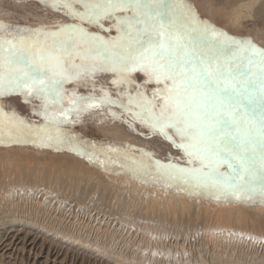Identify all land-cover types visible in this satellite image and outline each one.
<instances>
[{"label": "snow or ice", "instance_id": "obj_1", "mask_svg": "<svg viewBox=\"0 0 264 264\" xmlns=\"http://www.w3.org/2000/svg\"><path fill=\"white\" fill-rule=\"evenodd\" d=\"M44 2L79 23L31 41L32 30L0 24V98L18 93L26 101L45 100L47 109L49 103H62L64 82L83 78L87 83L97 71L111 70L118 77L113 84L127 86L120 94L128 103L119 106L181 149L192 166L159 161L145 166L143 160L86 141L72 142V150L101 165L131 164L153 180L183 182L191 191L216 198L259 197L264 202V49L199 19L184 0ZM104 20L114 21L118 35L111 41L84 27L108 30ZM97 53L106 55L101 59ZM137 72L146 77L145 85L155 83L151 97L132 76ZM86 99L91 98L76 97L72 103L85 111L99 106L83 104ZM103 103L116 102L105 92ZM5 121L10 131L24 124L0 103V124ZM43 131L37 130L41 146L68 142L45 140ZM112 152H117L115 159Z\"/></svg>", "mask_w": 264, "mask_h": 264}, {"label": "bare ground", "instance_id": "obj_2", "mask_svg": "<svg viewBox=\"0 0 264 264\" xmlns=\"http://www.w3.org/2000/svg\"><path fill=\"white\" fill-rule=\"evenodd\" d=\"M192 1L198 5L203 14L205 13V17H207L210 24L215 28L218 27L220 23H222L223 26L220 29L221 32L237 39L246 36L251 40V42L255 43L258 46L264 47V0H225V2L228 4V8L222 9L220 12L217 11V13L212 9L211 3L209 2L211 0ZM43 11H40L38 5L36 6V4L34 3L26 2V0H16V2H9V0H0V14L8 19L13 18L17 20L19 18L27 19L28 17H30L35 19L36 21H40L43 17L45 18ZM250 22L254 23V28L248 30L247 28ZM93 122L99 126L98 134H100V138H102L105 143L101 141H92L89 138L86 142H88V144L95 145L97 149L103 148L105 150H118L119 153H126L127 155L134 157L136 160H143L145 166H154L155 161H159L162 164L171 163L179 167L192 166L184 161L177 152L172 150L170 145L167 144L168 142L166 143L162 141L163 139L160 140L163 137L158 134H151L147 137L141 138L130 127L120 125L118 124L119 122L111 123L106 112H102L100 115L95 116ZM69 134L70 136L67 132L60 131L57 136L53 138L62 137L66 141H68L66 142V145L69 148L70 152H72V154L59 153L57 155H51L49 152H37L30 147L21 149L12 148V150H3V147L0 148L1 258L6 257L9 259H13L18 250H21L23 252L24 250L27 251L28 248L29 250L27 252H29V254L31 253V251L36 249L42 250V241L44 242L45 239H47L46 235L49 233L52 234L53 237H57L58 239L64 238L65 240L77 242V245L79 243L89 249L92 248L99 251L104 248L100 247V245L102 244L101 242H99V240L101 238L103 239V237L101 236H104L105 238V235H109L110 240L116 237L117 234L113 231V228L111 229L109 226L105 227V229L101 231L100 235H97V233L94 234V236H89L88 234H84L85 231L83 232L80 230L77 232V228L76 226H74V224H65L64 219H62L60 213L58 211H52L49 204L45 202L47 197H45L44 194L39 195V191L32 190V184L36 183L40 184V186H43L44 182L50 184L51 181L52 183V179H55L57 183L62 182L73 188H75L74 185H77L80 181L85 182V185L87 186L91 184L92 186L102 188V199H105V194L113 195L118 201L124 203V205L119 208L116 204L117 209L115 208L116 217H114L118 221L117 224H113V226L115 227L116 225H118V229L120 227L124 229L125 223L129 225L132 224L133 226L135 224H138L139 227L144 230H153L154 228H156L154 226L150 227V225L146 222L144 224L143 222L137 223L138 218L136 216L138 215H136L135 217H132L130 215V211L132 210V208L141 206L142 209H147L144 212L151 211V219H155L153 216L155 215V209L157 212L158 210L165 212L176 208V211L178 209H181L182 215H185V217L183 216L184 218H190L191 216H194V219H199L202 225L211 226L212 221L214 220L219 224H226L225 226L229 228L234 225L240 230L246 227L245 221L249 216L257 218L260 215L262 216L264 214V202H262L259 197H255L252 199L246 197L241 199L216 198L215 196L208 195L206 192L191 191L187 185L183 184V182L165 183L162 181L153 180L151 177L145 176L139 169L131 164H126V166L124 167H121L120 163L107 165H101L100 163H98V165L95 166H92L93 164H91V166H85L82 158H80V154L72 150V142L78 143L84 140L77 132ZM87 137L85 139H87ZM86 150L88 152L92 151L91 148H87ZM144 153H148L149 155L145 156ZM112 156L113 159H115L117 156V152H112ZM100 158L101 160L104 159L103 156H101ZM196 166H198V164ZM42 188L39 189L42 190ZM98 190L96 189L95 192H97ZM77 192L79 193V191ZM98 200L103 203L100 198ZM81 203L83 204V202ZM118 204L120 206V203ZM108 205H110V202ZM108 205L107 207H109ZM113 208L114 207H112V209ZM94 209L92 211H94ZM56 212H58V214H56ZM88 214V216L90 217V213ZM160 215L164 218V215L162 216L161 212ZM141 216H143V214ZM262 218L264 219V217ZM109 220H111V218ZM250 225L253 226L252 223ZM159 228L161 227L159 226ZM39 233L42 235V241L40 245L37 243L40 238ZM139 233L135 234L138 236ZM143 233L146 234H140L141 236L139 237L141 245H144L145 243L148 244L150 242L147 241L148 237L146 235L148 232L143 231ZM83 235L87 238H83ZM163 240L166 241V239ZM17 241L18 244L16 243ZM212 241L214 242V247L216 246V249L213 253V259L218 263L233 264L229 259L231 256H233V251H231V254L226 255V252L223 250H225L226 244L235 241V243L238 245L232 246H234V250L236 249L238 251V249H240L238 246L241 245L239 238L238 240L237 238L236 240H233V237L228 235L227 233V235L223 236L220 234V236H218L214 240L212 239ZM202 242H204L201 243L204 246L208 244L205 241ZM157 248H159V250H164L163 252H155L157 256H160V258L169 256V248L167 250L164 249L162 242L159 246H157ZM237 253L239 256L238 258H242L243 255H241L240 252ZM141 255L142 254H136V257H129L127 261H125V263L127 262L129 264H142L140 260L143 256ZM250 256L254 258L255 253L252 252ZM258 258L264 261V252ZM122 260L124 261V258ZM161 261L162 260H160V262Z\"/></svg>", "mask_w": 264, "mask_h": 264}, {"label": "rangeland", "instance_id": "obj_3", "mask_svg": "<svg viewBox=\"0 0 264 264\" xmlns=\"http://www.w3.org/2000/svg\"><path fill=\"white\" fill-rule=\"evenodd\" d=\"M12 1L16 2V0H9V2ZM191 1L184 0V2L192 8L194 13L199 17V19H203V21L210 23L207 17H205V13L203 14L201 12V9H199L198 5ZM26 2L34 3L36 4V6L38 5L41 12L44 10L43 14L45 18L43 17L40 21H36L35 19L30 17H28L27 19L19 18L16 20L13 18H5L3 17V15L0 14V24L13 25L21 29L32 30L31 36L28 37L30 41L34 39L37 35H39L40 39L43 40L45 33L57 32L59 31L62 25L79 23L78 21L71 20L65 14V10H54L50 6V3L46 6L44 0H26ZM209 2L211 3L213 11L216 13L217 11L220 12L222 9L228 8V4L225 2V0H211ZM102 24L103 28L108 30H101L100 28L95 26L88 27L87 25H84V27H86L91 34L101 36L106 41H111L118 35L116 28L113 26L114 21L104 20L102 21ZM222 26V23H220L219 26L216 27V29L220 31ZM253 28L254 23L250 22L248 24L247 29L250 30ZM243 37H240V39H248L246 36ZM253 44L260 49H264V47L258 46L255 43ZM91 46L95 47L94 44ZM97 55L102 59L103 55L106 54L97 53ZM75 62L77 64L81 63L79 58H77ZM97 63H99V60L97 61ZM132 76L134 77L137 84L144 85V87L147 89L146 95L151 97L153 94V89L156 87L155 83H148L145 85L144 81L146 80V77L143 75V73L140 72L133 73ZM114 79H118L117 75L111 70H106L97 71L93 76L88 78L87 83L84 82L83 78L79 80L74 79L71 81H66L63 85L62 103H49L47 109H45L44 107L46 103L45 100L36 99L34 97H28L26 101L25 96L20 95L18 93H13L11 95H7L5 97L0 98V103L3 104L4 111L9 115L15 113L17 117H19V119L23 120L24 122L23 125H18L17 128L12 129L11 131L7 121H5L4 124H0V148L3 147V150H12V148L21 149L30 147L37 152H49L51 155H57L59 153L72 154V152H70L69 148L67 147L66 143H61L58 146L55 144H53V146H48L46 143L44 146H41V136L37 134L38 129H44L42 135L45 140H47V137L49 136H57L60 131H65L68 133L69 136V133H79L84 141H87L89 138L92 141H101L105 143V141L100 138V134H98L99 126L93 122L94 117L100 115L102 112H106L111 123L119 122L118 124L120 125L130 127L141 138L147 137L151 134L153 135V133H151L147 127L139 123V121H135L129 113H126L124 109L119 106L121 103H128L127 96H122L120 94V89L126 88L127 86L113 84ZM105 92H107L111 97V100L115 101L116 103L100 104V100L102 99L103 94ZM132 94L134 95L135 92L133 91ZM76 97H90L91 99H86L82 103L88 104L96 102L97 104H99V106L89 108L86 111L80 108H76L72 103V101ZM69 109H71V111H68ZM45 112H47V118H45ZM65 114L67 115V119H65ZM86 137L87 139H85ZM160 140L166 143L168 142L167 144L170 145L172 150L177 152L178 155H180L183 160L187 162V157H185L181 149L174 147L173 144L170 143V141L166 140L164 137ZM80 158H82L85 166H91V164H93L92 166L98 165L97 162L90 161L85 155H80ZM226 168L227 166L225 165L221 168V170L225 171ZM52 183L50 181V185L44 182L43 186L41 185L44 189L40 186V184L35 183L32 184L33 189H31L34 191H39V195L44 194V196L47 197L45 202L49 204L52 211L54 210L60 213L62 219H64L65 224H74V226H76L77 228V232L80 230L83 232L85 231L84 234H88L89 236H94V234L97 233V235H100L101 231L104 230L105 227L109 226L111 229L113 228V231L117 234L116 237L110 240L109 235H105V238L107 239H105L104 236H101L106 241L102 238L99 240V242H101L102 244L100 245V247H104L102 250L99 251L92 248L89 249L79 243L77 245V242L65 240L64 238L58 239L57 237H53V235L50 233L47 234L48 236L46 235L47 239H45V241L43 242L41 239L42 235L39 233L40 238L37 243L40 245L42 241L44 250L36 249L31 251L30 254L29 252H27L29 248L27 249V251L24 250L25 253L24 251L22 252L21 250H18V252H16V254L14 255L15 258L13 257V259L0 257V264H29V262L30 264H129L127 262L125 263V261H127L129 257H136V254H142L141 256L143 257H141L142 259L140 260L142 264H222L218 263L213 259V253L216 249V246L214 247V242L212 241V239H216L218 236H220V234L222 236L227 235V233L228 235L233 237V240H236V238L238 240L239 238V241L241 242V245L238 246L240 248L238 249V251L236 249L234 250V246H232L238 245L235 243V241L229 242L225 245V250L223 251L226 252V255L231 254V251H233L234 253L233 256L230 255L231 257L229 258L231 263L264 264V261L258 258L264 252V219L262 218L264 217V214L262 216L260 215L257 218L249 216L248 219H246L245 221L246 229L244 228L240 230L234 225L229 228L225 226L226 224H219L214 220L212 221V224H216H211V226L202 225L199 219H194V216H191L190 218H184L185 215H182L181 209L178 208L177 211L176 208H173L165 212L160 210H158L157 212L155 209V215H153L155 219H151V211H147L149 215L148 216L147 212H144L147 209L143 208V210L141 206L132 208V210L130 209L132 211V213L130 211V215L132 217L138 215L136 216L138 218L137 223L143 222L144 224L146 222L150 225V227L154 226L156 228H154L153 230H144L141 229L138 224H135L134 227L132 224L129 225L125 223L124 229L121 227L118 229V225H116L115 227L113 226V224H117L118 221L115 219V212L117 207H122L124 203L118 201L113 195L105 194V199H102V188L92 186L91 184H89L88 187L87 185H85V182L81 181L77 185H74L75 188L70 187L69 185H66L62 182L57 183L55 179H52ZM39 188H42V190ZM95 188L99 190L95 192ZM51 190L53 193L51 192ZM77 191H79V193ZM81 196L85 198L83 199ZM99 198L102 200L103 203L98 200ZM81 202H83V204ZM109 202L110 205H108ZM118 203H120V206ZM107 205L110 208L107 207ZM112 207L114 208L112 209ZM93 209L94 211H92ZM58 212H56V214H58ZM160 212L162 216L164 215V218L161 217ZM88 213H90V217L88 216ZM142 214L143 216H141ZM108 218H111V220H109ZM251 223L253 226L250 225ZM159 226L161 228H159ZM90 228L91 232L93 231L92 234L90 232ZM143 231L148 232L146 236L148 237L147 241L150 242L148 244L145 243L144 245H141L139 237L141 235L146 234L143 233ZM135 233H139V235L137 236ZM83 238L86 239L87 237L83 235ZM163 239H166V241ZM202 241L207 242L208 244L206 245L208 247L206 245H202L201 243H204ZM161 242L163 244L164 249H170H168L169 256L165 258H160V256L156 255L157 252L164 251L163 249L159 250V248H157V246H159ZM16 243L18 244V241ZM82 246L86 248H83ZM237 252H240V254L243 255V259L238 258L239 256ZM252 252L255 253L254 258L250 256ZM122 257L124 258V261L122 260ZM160 260H162L163 262H160Z\"/></svg>", "mask_w": 264, "mask_h": 264}]
</instances>
